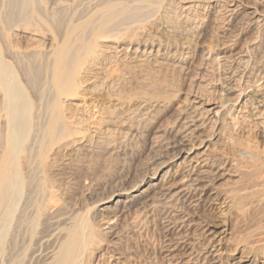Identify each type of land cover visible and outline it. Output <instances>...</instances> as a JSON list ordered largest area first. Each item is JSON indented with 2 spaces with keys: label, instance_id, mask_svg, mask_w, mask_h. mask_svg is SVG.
Here are the masks:
<instances>
[{
  "label": "rangeland",
  "instance_id": "374dc122",
  "mask_svg": "<svg viewBox=\"0 0 264 264\" xmlns=\"http://www.w3.org/2000/svg\"><path fill=\"white\" fill-rule=\"evenodd\" d=\"M253 7L264 15V0H0L1 54L33 102L31 137L15 153L27 185L6 239L13 255L44 264L52 242L41 239L77 216L103 231L86 264H234L252 246L264 264V108L253 103L264 27L249 21ZM70 25L75 49L85 32L92 52L60 94L47 64ZM3 97L0 84V154ZM191 100L225 108L202 121ZM183 125L198 127L210 170L187 197L170 148Z\"/></svg>",
  "mask_w": 264,
  "mask_h": 264
},
{
  "label": "bare ground",
  "instance_id": "6f19581e",
  "mask_svg": "<svg viewBox=\"0 0 264 264\" xmlns=\"http://www.w3.org/2000/svg\"><path fill=\"white\" fill-rule=\"evenodd\" d=\"M231 6L232 7L229 8V11L234 12L236 6L234 5ZM247 14L249 17V21L252 24L260 23L264 27V15L259 13L256 7L251 8V10ZM105 16L104 18L102 17V19L104 20L103 23L106 20ZM102 28L105 29V27ZM72 29L73 26L70 25V28H68V31L65 35V39L62 40L61 43L59 44L53 59L48 64L46 63L48 71L51 72V77H49V82L52 87H54L55 81L58 83L56 86L58 87L60 94H63V91H65L69 85L70 86L72 85V80H73L72 74H74L77 67L80 65V59L82 58V56L90 54L92 52V45L89 41H87L88 37H85L86 36L85 32H82L81 34H79V36H77L76 41L77 39H81L82 43L77 47V49H75L76 46L74 44V40L72 41V43L71 40L74 39L76 35L70 38ZM98 29L96 31V34L101 33V31H99ZM105 31L106 29L104 30V32ZM233 46L225 50L223 53H229L232 55L237 54ZM0 84L4 93V97H3L4 105L2 107V110L4 111V113H6L7 123H8L7 132H6L7 140L5 141L4 149L0 154V264H14L12 262H16V261L17 264H23L27 256L26 249L25 251L23 250L22 253L20 254L13 255L12 249L10 247H7L9 245L7 244L8 242H6V239L9 234L10 227L14 220V217L16 216V210L19 207V203L26 191L25 190L27 185L26 175L22 172L18 162L19 156L18 155L15 156V153L18 151H20V153L25 151L27 147V142L31 137L32 123L30 120H31L33 102L31 103L30 99L27 96V93L25 92L24 87L22 88V86L20 85L21 83H19L17 77L14 75L12 67L10 66L9 62L3 58L1 54V50H0ZM256 89H255L256 91L253 93L254 100L256 101L253 103H255V105H257L258 107L264 108V86H261L259 87V89L258 88ZM191 101H192L191 113L193 114L194 118H197L198 120H202V121L205 119L208 120L212 119V117L217 118L218 114L221 113L225 108V107H220V110H216V106L208 108L200 101L198 102L194 100ZM246 108H247L246 102L243 101L241 105L238 102L233 104L231 109L235 110L237 115L240 113L245 114L247 112ZM262 111L264 112V110H261V113ZM212 114L213 116H210ZM186 118L187 117L185 116L183 118V121ZM63 127L64 126H62L60 131L58 128V131L51 133V136L54 140L60 138V136L65 135V127L64 130H62ZM186 127L188 126L183 125L181 131L176 129L177 131L175 132V134L173 133L175 137V141L173 142V145L170 147L174 155H177L179 156V158H181L180 162H177V168L183 169L184 170L183 173L185 172V177L183 179L186 182L182 185L184 186V188H182L179 191V195H180L179 197H187V195L189 194L188 192L189 189L192 188L196 189V187L199 188L201 186V184L199 183L201 178L200 176L203 177L204 174L210 172V170H208L209 169L208 161L206 160L204 155L205 153H203V151H198L200 149H197L198 145L200 143L202 144V139L199 138V134H198L199 131L197 130L198 127L197 126L193 128H186ZM42 132L44 134L45 129ZM193 138L199 140V143L198 144L193 143L194 142ZM207 148L208 146L205 147V149ZM242 154L246 158H248V160H250L249 162H252L251 160L253 158L256 160L257 157L256 155H258L255 154V152H253L251 146L245 147L242 150ZM263 162H264V158H263ZM259 176L260 178L264 179V164L260 168ZM50 199L51 197L47 196V194H44L40 200L41 203L39 204L38 209L41 210L47 208ZM37 224H35V226ZM206 230L209 231L208 233L212 232L209 227H205V231ZM102 232L103 231L101 230L95 232V229H93L92 227L91 221L88 219L82 220L77 218V216L71 218V220L68 223L65 222L63 226L61 227L59 226V228H56V231L54 233H50V234L48 233V235H46L45 237H43V239H41L43 240L42 242L44 243L52 242L50 245L51 249H49L44 264H86V262L88 261L85 260L86 255H88V253L92 251V247L95 244L99 243L98 240L99 237H97L96 234L102 235ZM57 233H59L62 236H60ZM56 234L59 236H57V238L55 239L54 235ZM260 235L261 237L259 236L260 238L257 240L258 241L257 243L258 244L259 242L263 243L262 249L264 252V231H261ZM257 249L255 247L253 248L252 246L251 250L246 249L241 251V254L239 255V259L233 263L258 264V262L254 261L250 257L252 253L253 254L256 253ZM19 258L23 260L18 261L17 259ZM260 262L263 263V261H259V263Z\"/></svg>",
  "mask_w": 264,
  "mask_h": 264
}]
</instances>
